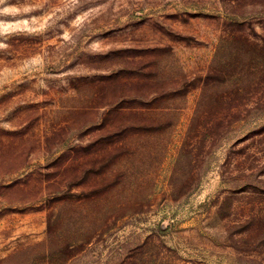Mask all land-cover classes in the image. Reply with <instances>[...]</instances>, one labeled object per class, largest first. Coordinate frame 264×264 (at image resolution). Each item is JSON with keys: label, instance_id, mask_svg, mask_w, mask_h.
<instances>
[{"label": "rangeland", "instance_id": "1", "mask_svg": "<svg viewBox=\"0 0 264 264\" xmlns=\"http://www.w3.org/2000/svg\"><path fill=\"white\" fill-rule=\"evenodd\" d=\"M0 264H264V0H0Z\"/></svg>", "mask_w": 264, "mask_h": 264}]
</instances>
